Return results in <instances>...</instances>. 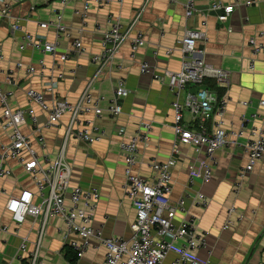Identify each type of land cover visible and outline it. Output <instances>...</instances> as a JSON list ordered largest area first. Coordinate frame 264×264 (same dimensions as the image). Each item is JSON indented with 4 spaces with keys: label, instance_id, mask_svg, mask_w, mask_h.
I'll return each instance as SVG.
<instances>
[{
    "label": "crops",
    "instance_id": "crops-1",
    "mask_svg": "<svg viewBox=\"0 0 264 264\" xmlns=\"http://www.w3.org/2000/svg\"><path fill=\"white\" fill-rule=\"evenodd\" d=\"M187 1L107 0L101 7L92 1L93 7L83 24L74 12L83 8L85 0H74L64 10L65 24L70 33L58 38L54 29H41L38 22L53 19L55 12L62 9L60 0H28L17 4L14 14L28 19L22 22L24 28L47 41L57 40L58 55L45 56L38 49L20 52V36H12L9 22L0 20V43L6 54L1 69L7 70L22 62L35 66L37 70L34 75L25 71L16 72V86L6 84L1 75V86L9 93L12 108L31 109L44 123L46 114L29 102L27 91L35 89L45 93L48 100L52 99V95L46 91L47 85L59 72H63L65 77L60 81L56 96L71 102H76L90 85L94 96H105L109 100L117 79L124 78L127 94L121 100L122 114L117 118L105 115L98 121L107 132L106 138L89 145L71 137L66 144L65 160L72 171L71 183L97 188L102 194L94 227L102 229L106 238H131V225L136 219V211L125 190V163L120 143L129 140L144 123H151V140L140 146L134 171L151 180L155 176L150 168L152 161L166 162L170 158L177 161L173 170L170 202L178 205L183 200L184 205L174 212L173 221L179 224L184 219L195 218L199 230L211 234L208 248L190 253V257L202 264H264V157L254 171L246 176L238 193L235 186L240 170L247 163L246 143L254 126L252 116L258 112L264 119V108L260 106L264 100V62L259 58L253 70L250 64L253 54L248 46V41L264 30V3L247 6L248 0H218L235 6L229 21L221 23L219 13L210 9L211 0H195L196 13L187 19ZM34 6L36 9H32ZM142 8L144 11L139 16ZM109 17H120L125 30H130L138 17L140 20L131 30L130 38L122 45L114 64L101 68L92 64L91 57L101 53L103 32L110 29ZM188 27L206 31L207 42H198L197 46L199 50L205 51L203 59L207 64L230 74L227 89L219 86L215 79H206L205 82L209 89L229 99L225 127L229 130L244 127L249 133L238 139L237 146L226 147L216 153L217 165L209 183H205L203 177L205 149L197 151L191 146L177 143L173 109L175 96L167 80L164 81L165 71L176 72L181 69L182 54L177 46ZM137 32H142L147 43L133 57L131 38ZM76 39L82 41L86 49L84 54L72 51ZM169 48L173 50L171 55L166 53ZM66 52L70 53V58L64 64L60 57ZM41 58H45V69L39 64ZM142 63H148L156 70L144 74L141 72ZM102 105L106 107L107 103ZM184 117L188 125L197 124L190 112L186 111ZM70 119L66 115L57 126L45 131V148H41L33 139L34 148L42 155L57 158L64 146ZM207 125L208 128L211 126L209 123ZM24 131L29 134L32 130L26 126ZM8 143L9 136L3 129V109L0 105V147ZM176 145L178 153L174 152ZM23 156L28 159L26 151ZM6 167L10 175L6 180H0V188L7 190L6 195L0 196V221L10 226V232H0V264H24L36 252L37 264H72L67 259V252L71 248L65 240L63 233L66 227L61 219L50 218L44 226L41 217L29 218L20 231H16L6 210L8 196L26 189L35 191V186L23 164L8 160ZM192 172L195 174L193 184H190ZM199 193L209 200L207 207L197 200ZM230 208L236 210L230 217L234 224L224 229ZM239 217L243 218L241 222L237 221ZM24 238L28 239L27 254L20 251ZM167 239L172 238L168 236ZM181 243H175L164 264H173L179 257ZM105 253V248L92 240L89 250L84 257L77 258L75 264H102Z\"/></svg>",
    "mask_w": 264,
    "mask_h": 264
},
{
    "label": "built area",
    "instance_id": "built-area-1",
    "mask_svg": "<svg viewBox=\"0 0 264 264\" xmlns=\"http://www.w3.org/2000/svg\"><path fill=\"white\" fill-rule=\"evenodd\" d=\"M28 0H0V20L9 22L12 36L19 35L18 50L24 52L27 49H38L46 56L58 55V41H47L42 36H35L22 25L26 18L14 14V6ZM74 0H60L62 9L55 12L53 19L38 22L41 29H54L57 38L62 34H69L70 29L65 24L64 15L67 8ZM92 1L98 6L107 3V0H85L81 10L74 13L83 22L89 16L93 7ZM151 0H147L150 2ZM121 2V1H120ZM264 3V0H248L247 6ZM213 11L219 13L221 23H227L235 11L234 5H226L218 0H211ZM145 8V7H144ZM144 8L140 11L142 15ZM32 9H36L34 6ZM196 13L195 0H188L185 5V17L190 19ZM138 17L131 25L130 30H125L120 17H109L110 29L103 32L101 53L92 55V64L101 68L112 66L119 54L124 42L130 38V33L137 25ZM206 31L186 28L183 37L178 40V49L182 54V65L179 71H165L164 81L167 80L170 90L175 96L173 109L175 112L174 131L177 143L188 145L197 151L205 149L206 161L204 163V182L209 183L213 177V171L217 165L216 153L226 147L237 146L238 139L250 133L246 143L248 152L247 163L240 170L236 192L242 187L246 176L253 172L257 163L264 157V119L261 114H253L254 126L249 133L246 129H227L225 116L228 111L229 99L227 96H219L209 89L206 79H215L222 88L229 87L230 74L228 71L215 68L205 62L204 50L198 49V42H207ZM147 41L142 32H137L131 38L133 57L146 45ZM253 58L251 68L259 58L264 62V30L257 33L256 37L248 41ZM72 51L76 54H84L86 49L80 39L73 42ZM158 51L155 52L158 55ZM167 55L173 53L172 49L166 50ZM70 53L66 52L60 57L62 63H66ZM6 61L3 45L0 43V77L4 76L5 83L16 86L15 73L25 71L29 75L37 73L35 66L16 63L13 68L1 69ZM39 64L45 69V58L39 60ZM156 68L148 63H142L141 72L152 73ZM64 73L59 72L47 85L46 91L52 95L48 100L45 93L35 89L27 91L29 102L38 106L45 114L46 121L41 123L31 109L12 108L10 95L3 90L0 81V105L3 109V129L8 132L9 143L0 147V180H6L10 171L6 167L8 160H16L24 165L25 171L30 175L35 186L22 190L18 194L8 196L6 210L19 232L29 218H42L43 225L50 218H59L65 223L64 236L69 247L75 252L78 259L84 257L91 246L92 240L98 241L105 248V259L102 264H164L169 253L174 249L175 243L181 241L179 257L173 264H202L197 259L190 257V253L208 248L209 231H200L195 218L184 219L179 224L173 221V214L177 208L184 205L180 200L178 205H172L170 195L173 191V170L177 161L170 158L166 162L152 161L150 168L155 176L151 180L136 174L134 168L138 162L140 146L151 140L153 126L144 123L141 128L129 140L120 143L125 163V190L133 201L136 211V219L131 225L132 236L130 239L106 238L102 229L94 227V219L102 198L97 188H85L71 183L72 171L65 160L66 144L71 137L79 141L93 145L103 141L107 132L98 121L105 115L117 118L122 114L121 100L127 94V82L120 77L116 81L112 97L107 100L105 96H94L90 85L82 96L71 102L56 96L60 81L64 79ZM194 88L195 90L193 91ZM191 89V90H190ZM183 98V101H182ZM106 102L107 106L103 107ZM247 106V103H244ZM264 108V100L260 102ZM193 116L195 126H190L185 121V112ZM70 116V124L66 132L64 146L57 158L40 154L33 146L35 139L41 148L46 146L45 131L57 126L64 116ZM244 119V118H243ZM211 126L208 128L207 124ZM30 126L31 132L24 131ZM175 146V153H178ZM28 153V159L23 152ZM194 172L190 176V184H193ZM7 190L0 188V196L6 195ZM38 200V201H37ZM197 200L203 207H207L209 200L199 193ZM235 208L228 211L229 218L224 229H229L234 221L230 218L235 214ZM242 217L237 219L242 221ZM44 230V229H42ZM0 232L9 233L10 226L0 221ZM170 236L172 239L168 240ZM28 239L24 238L20 251L27 254ZM38 253L31 255L29 264H37Z\"/></svg>",
    "mask_w": 264,
    "mask_h": 264
},
{
    "label": "trees",
    "instance_id": "trees-1",
    "mask_svg": "<svg viewBox=\"0 0 264 264\" xmlns=\"http://www.w3.org/2000/svg\"><path fill=\"white\" fill-rule=\"evenodd\" d=\"M67 259H69V261L72 264H75V262L77 261V256L76 254L73 252L72 249H69L67 252ZM24 264H29L27 260L24 261Z\"/></svg>",
    "mask_w": 264,
    "mask_h": 264
}]
</instances>
